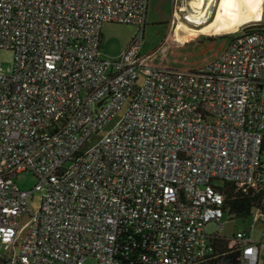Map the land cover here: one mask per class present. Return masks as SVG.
<instances>
[{
    "label": "built area",
    "instance_id": "built-area-1",
    "mask_svg": "<svg viewBox=\"0 0 264 264\" xmlns=\"http://www.w3.org/2000/svg\"><path fill=\"white\" fill-rule=\"evenodd\" d=\"M148 6L0 0V49L14 52L0 63V264H205L223 182L264 181V30L172 69L142 54ZM106 22L138 26L115 58L100 55ZM254 214L217 264H264Z\"/></svg>",
    "mask_w": 264,
    "mask_h": 264
},
{
    "label": "rangeland",
    "instance_id": "rangeland-1",
    "mask_svg": "<svg viewBox=\"0 0 264 264\" xmlns=\"http://www.w3.org/2000/svg\"><path fill=\"white\" fill-rule=\"evenodd\" d=\"M263 18L243 24H264V0H260ZM240 0H149L148 12L145 22V41L142 54H153L148 59L149 63L163 65L172 69H193L206 61L214 58L227 44L229 38L235 32H241V28L235 31L214 34L208 28L218 17L219 10L224 6H231L230 10L238 7ZM225 10V9H224ZM198 15L206 20L202 24L189 21L188 15ZM220 18V17H219ZM223 20L224 18L221 17ZM182 24V26H180ZM189 26V28L184 27ZM138 26L120 22H106L102 26V44L100 55L103 58H115L127 46L130 39L137 33ZM167 38L180 43L177 46L168 44ZM187 38V39H186ZM167 45V51L161 47ZM0 63L4 68L12 67L14 52L11 49H0ZM117 117L110 122L105 130L113 126ZM100 135H94L85 144L90 147L96 143ZM17 185L23 189H32L37 182L33 172L25 171L16 176ZM40 192L36 191L32 199L33 208L39 206ZM257 214L245 218H231L225 215L224 226L219 228L217 221H210L206 225L207 233L213 234L218 230L225 236H232L238 230H249ZM264 218V217H263ZM260 217L253 230L255 238L264 236V219ZM28 217H24L26 221ZM84 264H97L94 257H88Z\"/></svg>",
    "mask_w": 264,
    "mask_h": 264
},
{
    "label": "trees",
    "instance_id": "trees-1",
    "mask_svg": "<svg viewBox=\"0 0 264 264\" xmlns=\"http://www.w3.org/2000/svg\"><path fill=\"white\" fill-rule=\"evenodd\" d=\"M244 29L248 32L264 30V24H251ZM167 41L171 46L180 45L172 38H167ZM221 188L225 195V215L231 218H245L258 212L264 214V181L256 185H239L235 182L224 181ZM227 250H229V240L225 235L217 234L215 250L205 264H217Z\"/></svg>",
    "mask_w": 264,
    "mask_h": 264
},
{
    "label": "bare ground",
    "instance_id": "bare-ground-1",
    "mask_svg": "<svg viewBox=\"0 0 264 264\" xmlns=\"http://www.w3.org/2000/svg\"><path fill=\"white\" fill-rule=\"evenodd\" d=\"M260 3V0H240V4L238 7L234 8V12L230 10V8H232L230 5H225V10H219L218 17L212 22L208 30L214 34L230 32L238 30L245 23L262 20L263 12L259 7ZM221 17L224 19L222 20ZM186 19L197 22L198 24H202L206 21L196 14L191 16L188 15ZM180 26H182V24H180ZM185 26L189 28V26L184 25V27Z\"/></svg>",
    "mask_w": 264,
    "mask_h": 264
}]
</instances>
